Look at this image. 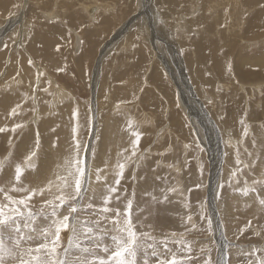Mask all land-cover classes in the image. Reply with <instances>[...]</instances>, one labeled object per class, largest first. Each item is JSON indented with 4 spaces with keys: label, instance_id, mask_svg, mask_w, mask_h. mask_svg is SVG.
<instances>
[{
    "label": "rangeland",
    "instance_id": "374dc122",
    "mask_svg": "<svg viewBox=\"0 0 264 264\" xmlns=\"http://www.w3.org/2000/svg\"><path fill=\"white\" fill-rule=\"evenodd\" d=\"M146 1L12 0L9 4L7 18L0 24L2 33L9 21L15 22L13 35H0V55L5 54L0 83H10L7 92L0 87V129H4L0 131V205H8L7 196L20 200L32 191L44 192L28 201L37 216L30 227L37 231L22 227L25 238L15 247L17 234L5 230V246L15 253L35 249L33 244L45 242L40 230L50 223L44 218L52 211L46 201L58 204L56 197L65 196L64 207L57 209L61 217L68 214V204L76 203L70 199L74 179L68 177L64 187L59 178L67 176L78 143L86 183L82 206L72 215L93 232L78 227L81 246L89 252L73 248L68 252L73 264L109 258L103 249L114 248L112 237L123 235L117 229L124 224L129 201L140 242L150 245L137 252L136 264L145 259L159 264L160 259L173 256L182 264H260L264 260V205L260 203L264 200V35L255 37L248 30L255 22L264 26V1L176 0L179 15L183 13V20L191 23L182 34L192 28L191 35H186L189 42L179 37L180 32L175 35V30L168 36L164 30L169 28V18L159 17L164 7L159 0ZM83 5L90 7L88 11ZM215 10L222 21L216 29ZM24 12L27 15L22 18ZM200 12L203 25L192 26ZM139 15L140 20L135 18ZM143 17L148 21L144 33L136 28ZM27 18L30 25L25 32L20 26ZM219 29L222 33L217 36ZM120 31L130 33L122 40ZM198 42L223 59L226 74L218 75L210 66L204 72L207 84L194 85L183 62L190 54L201 68L192 49ZM24 56L27 69L37 77L34 83L32 76L27 79L20 73ZM8 73L6 83L3 78ZM94 74L99 79L94 80ZM52 82L69 94L56 98ZM215 112L223 122L215 124ZM226 120L235 132L225 131ZM134 133L139 134L138 146ZM237 144L242 145L236 149L239 152L233 147ZM229 148L234 154H229ZM17 166L23 169L19 183ZM232 180L238 188L231 185ZM112 188L114 192L109 191ZM108 197L111 202L105 204ZM104 207L110 211L103 212ZM117 218L119 225L113 223ZM71 236V230L61 233L58 259L65 258ZM40 256L47 258L44 249ZM4 264H19V258L5 256Z\"/></svg>",
    "mask_w": 264,
    "mask_h": 264
},
{
    "label": "snow or ice",
    "instance_id": "6c2138e0",
    "mask_svg": "<svg viewBox=\"0 0 264 264\" xmlns=\"http://www.w3.org/2000/svg\"><path fill=\"white\" fill-rule=\"evenodd\" d=\"M16 127H20V125H17ZM0 131H4V129H0ZM134 135H136L137 137L135 145L138 146L139 134L134 133ZM76 148V155L71 161L68 162L67 176L59 178L64 182V187L68 186V177H72L74 179V195H72L70 199L74 200L76 203L68 204V214L61 217L57 209L64 207L66 203L65 196L63 194H60L56 197V199L59 201L58 204L53 203V201H46V205L52 206V211L50 214H45L44 217L45 219L50 221L48 227L40 230L45 241L44 243L40 244L35 249L28 248L26 251L15 253L13 248H6L4 236L5 230L16 233L17 235L16 237H14V246L19 247L22 240L25 238L22 227L23 229H27L30 232L37 231L35 227H30V225H32L36 221L37 216L34 215L31 208H29L28 201H30L37 194L43 195L44 189H41L39 193H37L36 191H32L26 198L20 200H15L12 197L7 196L6 199L9 201L8 205H0V264H4L5 256H17L19 258V264H73V261L68 258L69 251L75 248L80 253L89 252L87 248L81 246L77 230L78 227H82L85 233H92L93 229L88 227L86 222H81L77 216L72 215V213H77L82 206V201L84 199V194H82V185L86 183L84 179L86 170L84 167V161L80 158L79 155L78 143L76 145ZM135 154V150H133L132 155ZM32 155L34 156L35 153H32ZM31 158V156L28 157L29 160H31ZM29 167H34V165L30 164ZM119 167L120 176H122L124 165L121 164ZM15 171V179L17 183H19L20 177L23 175V169L17 166ZM97 179L99 180V177H97ZM116 183L119 184V180H117ZM50 188L51 184L49 185V189ZM13 190L25 191L26 189ZM0 191H2V189H0ZM109 191L114 192L115 188H112ZM244 194L247 195V190H244ZM110 202V197L106 198L104 201L105 204H108ZM260 203L264 205V200H261ZM21 206H23V211L21 209ZM88 207H92V205L89 204ZM131 209L132 202L129 201L127 210L125 212L124 224L117 229L118 231L122 232L123 235L112 237L115 247L112 249L105 247L103 249L105 252L110 253L109 258H94L91 264H97V262L98 264H136L137 252L141 248L146 249L147 247H150V245H145L140 242L139 235L135 231L132 223ZM102 211L108 212L110 211V209L104 207ZM117 217H119L118 211ZM21 221H23V226L21 225ZM113 223L119 225L120 221L117 218L113 221ZM69 230H71L72 236L69 239V247L65 250V258L58 259L57 250L61 244V233ZM142 235L147 236V233H144ZM27 238L32 239L31 236H28ZM42 249L46 251L47 258H41L40 253ZM33 252H35L36 255H32ZM152 254H156L155 249H153ZM80 264H90V262L89 260L85 259L81 261ZM143 264H148L147 259L144 260ZM159 264H182V261L173 256L170 260L160 259ZM260 264H264V260H261Z\"/></svg>",
    "mask_w": 264,
    "mask_h": 264
},
{
    "label": "bare ground",
    "instance_id": "6f19581e",
    "mask_svg": "<svg viewBox=\"0 0 264 264\" xmlns=\"http://www.w3.org/2000/svg\"><path fill=\"white\" fill-rule=\"evenodd\" d=\"M11 1L12 0H9L8 2L7 1H5L4 0V3H3V0H0V24H3L4 23V20L7 18L6 16H7V14H8V12L10 11V3H11ZM25 1V0H24ZM153 2H155L156 0H152ZM160 1V3H159V5H162L163 7H164V9H165V13H164V11L162 12V16H159V17H161V18H169V28H167L166 30H164V31H166V33L168 32L169 34H168V36H172V33L171 32H174V30H175V35H176V32L178 31V32H180V34H181V36H179L181 39H183L185 42H189V40H187L188 38H187V36L186 35H191V30H192V28L189 26V28L187 29L188 31H187V33H185L183 36H182V34H183V30H184V27H187L186 26V24H188V25H190L191 23H188V22H186V21H184L183 20V18H184V15H183V13L181 14V15H179V6L177 5H175V1L176 0H159ZM183 1V0H182ZM182 1H178L179 3L180 2H182ZM233 1V0H232ZM243 1L244 0H242V3H243ZM264 1V0H263ZM143 2L144 3H147V1L146 0H143ZM163 2H165V4H163ZM203 2H205V1H203ZM237 2V1H236ZM240 2V1H239ZM255 2H257V1H255ZM177 3V2H176ZM232 3V2H231ZM154 4V3H153ZM239 4V3H238ZM143 5L144 4H142V7H143ZM215 5V4H214ZM237 5V4H236ZM245 5H246V2H245ZM247 5H248V3H247ZM27 6V5H26ZM146 6H148V4L146 5ZM154 6V5H153ZM161 6V7H162ZM218 6V5H217ZM216 6V7H217ZM108 7V6H107ZM141 7V6H140ZM160 7V6H159ZM201 7H204V6H201ZM230 7V6H229ZM232 7V6H231ZM243 7H244V5H243ZM247 7V6H246ZM90 8V7H89ZM88 8V9H89ZM99 8V7H98ZM82 9L83 10H86V11H88V9H87V6H85V5H83L82 6ZM112 9V8H111ZM110 9V10H111ZM180 9L182 10V8L180 7ZM185 9V8H184ZM191 9V8H190ZM211 9V8H210ZM233 9H234V7H233ZM232 9V10H233ZM246 9V8H245ZM5 10H8V11H5ZM154 10V9H153ZM160 10V9H159ZM248 10V9H247ZM3 11H5V12H3ZM175 11V13H176V15H177V17H175L174 19H173V12ZM216 11V10H215ZM235 11V10H234ZM241 11H242V9H241ZM25 12H27V11H25ZM25 12H24V14L23 13H21V16H22V18H24V16L25 15H27V14H25ZM105 12H108V11H105ZM181 12H183V11H181ZM194 12H196V11H194ZM202 12V11H201ZM201 12H200V14L198 15L199 17L197 18V21L195 22V23H192V26H194V25H203V21L204 20H202V18H201ZM233 12V11H232ZM254 12H256L255 11V9H254ZM2 13V14H1ZM189 13V12H188ZM203 13H205V12H203ZM246 13V12H245ZM251 13V12H250ZM95 14V12L94 13H90L89 12V15H94ZM194 14V13H193ZM197 14V13H196ZM195 14V15H196ZM229 14V13H228ZM235 14H240V12H238L237 10L235 11ZM24 15V16H23ZM206 16H207V14H205ZM245 15V14H244ZM248 15V14H247ZM154 16H158L157 15V13H156V11L154 12ZM53 17H54V14H53ZM57 17H58V15H57ZM242 17V16H241ZM244 17V16H243ZM251 17H252V15H251ZM135 18L136 19H139L140 20V18H141V16L139 15V16H135ZM230 18V17H229ZM29 18H27V19H25L24 20V24H23V26H20L22 29L24 28L25 29V32H27V28H28V26L30 25L28 22H26L27 20H28ZM143 19H144V17H143ZM204 19V18H203ZM207 19V18H206ZM212 19H213V17H212ZM9 20H10V18H9ZM138 20V23H141V25H136V28H139V30L142 32V33H144L145 31V28H144V24L146 23L147 25H148V21H147V18H145L144 20H141V21H139ZM182 20L184 21L183 23H182ZM207 20H209V19H207ZM206 20V21H207ZM214 20V19H213ZM245 20H247V19H245ZM14 21V20H13ZM22 21V20H21ZM249 21V20H248ZM23 22V21H22ZM65 22H66V20H65ZM92 22H96V20H93ZM91 22V23H92ZM174 22V23H173ZM208 22V21H207ZM209 22H211V21H209ZM208 22V23H209ZM15 22H12V20L11 21H9L2 29H1V32L2 33H0V35L1 36H3V35H6L7 33H9V34H11L12 33V35L14 34V32H15V28H13V29H11L12 28V26H13V24H14ZM21 23V22H20ZM160 23V22H159ZM221 23H222V21H221V18L219 17V15L217 14V11L215 12V29L217 28V26L218 25H221ZM125 24V23H124ZM207 24V23H206ZM213 24V23H212ZM21 25V24H20ZM214 25V24H213ZM72 26V25H71ZM124 26V25H123ZM126 26V25H125ZM237 26V25H236ZM208 27H210V26H208ZM250 29L248 30V32H250V33H253V36H255V37H259V36H261V35H264V34H261V33H263L264 32V26H261V23L260 22H255V23H251L250 24ZM124 28H126V27H124ZM123 28V29H124ZM205 28V27H204ZM194 29H196V28H194ZM203 29V28H202ZM163 30V29H162ZM130 31V30H129ZM129 31H120V32H122V34L124 35L123 37H122V40H124L125 39V37H127V33H130ZM194 31V30H193ZM11 32V33H10ZM193 33V32H192ZM217 33V34H216ZM222 33V30L221 29H219L218 31H215V35H219V34H221ZM27 34V33H26ZM121 34V35H122ZM115 35H116V33H115ZM132 35H134V34H132ZM193 35V34H192ZM0 36V37H1ZM77 36V35H76ZM116 36H118V35H116ZM199 36H202L201 38L204 40V36H203V34H199ZM8 37V36H7ZM112 37V36H111ZM129 37V36H128ZM147 38V37H146ZM169 38H172V37H169ZM174 38V37H173ZM177 38V37H176ZM24 39V38H23ZM142 40H144L145 41V36H142V38H141ZM148 39H151V37L150 38H148ZM147 39V40H148ZM118 40V39H117ZM154 40V39H153ZM165 41V42H167L166 41V39L164 38V39H162V41ZM200 40V39H199ZM220 40V39H219ZM197 41V40H196ZM21 42V41H20ZM20 42H18V46H20L22 43H20ZM118 42V41H117ZM175 42H176V40H175ZM178 42H180V41H178ZM183 42V41H182ZM208 42V41H207ZM78 43V42H77ZM125 43V42H124ZM127 43V42H126ZM177 43V42H176ZM181 43V42H180ZM180 43H178V44H180ZM1 44V43H0ZM186 44V43H185ZM191 44V43H190ZM23 45V44H22ZM125 45V44H124ZM128 45V44H127ZM130 45V44H129ZM132 45V44H131ZM113 46V45H112ZM175 46V45H174ZM254 46H256V45H254ZM134 47V46H133ZM132 47V48H133ZM185 47V46H184ZM131 48V47H130ZM130 48L128 47V49L130 50ZM38 49H39V47H38ZM116 49V48H115ZM135 49V48H134ZM133 49V50H134ZM192 49L194 50V52H197V54H198V63L201 65V68H198L197 66H195L194 65V63L197 61L196 60V58H194L193 59V57H190L189 55H188V58L186 57V58H184V62H183V67H185V68H187L188 69V75L189 76H191V78H193V82L192 83H194V85H200V84H202V83H205V84H207V82L206 81H208V80H206V79H208V78H206V76H205V74H204V72H205V69L206 68H209L210 66H211V68L212 69H214L215 71H216V74L218 73V75H223V74H226V73H224L225 72V70H224V66H223V64H222V62H223V59H220V57H219V55L217 54V56H216V54L213 52V51H209V50H207V47L203 44V43H200V42H198V43H194L193 45H192ZM189 50V49H188ZM35 51L37 52V50H36V48H35ZM216 51V50H215ZM6 53V52H5ZM33 53H34V51H33ZM133 53V52H132ZM5 54L3 53L2 55H0V62H1V60H2V56H4ZM25 55V54H24ZM160 55V54H159ZM186 55V54H185ZM30 56V55H29ZM28 56V57H29ZM37 56H38V54H37ZM262 57L264 58V55H262ZM32 58V57H31ZM27 59L28 58H26L25 56L23 57V59H22V63L21 64H23V65H25V67H24V70L22 71V72H20V73H22V76H24V77H31L32 76V78H33V83L36 81V78L37 77H35L34 76V73H32V71L31 70H28L27 69V66H26V63H27ZM152 59V58H151ZM155 59V58H154ZM262 59V58H261ZM194 60V61H193ZM196 60V61H195ZM155 62V61H154ZM194 62V63H193ZM206 63V64H205ZM245 63V62H244ZM15 63L12 61V65H14ZM253 64V63H252ZM199 65V66H200ZM255 65V64H254ZM21 66V65H20ZM98 67V66H97ZM246 67V66H245ZM11 68V67H10ZM41 68V67H40ZM22 70V69H21ZM100 70V69H99ZM14 71H16V70H14ZM13 71V72H14ZM25 73V74H24ZM206 73V72H205ZM4 75H6V74H4ZM21 75V74H20ZM11 76V73H8L7 75H6V77L5 78H3L4 80H6V83L7 82H10L7 78H9ZM98 77H96V74H94V80L95 79H99V75H97ZM203 76H205V79L203 78ZM216 76V75H215ZM24 77H22V78H24ZM48 77H49V75H48ZM12 78V77H11ZM2 79V80H3ZM28 79V78H27ZM53 80V79H52ZM93 80V81H94ZM24 81V80H23ZM26 81V80H25ZM100 81V80H99ZM4 84V83H3ZM21 84H23V83H21ZM103 84V83H102ZM2 84L0 83V87L1 88H3L2 89V91H5V92H7V90L8 89H6V87L9 85L10 86V83H8V85H5V86H1ZM96 85L99 87V83L98 82H96ZM100 85H101V83H100ZM33 86V85H32ZM52 86L54 87V89H55V91H56V94H55V96H56V98H62V96H66V95H68L69 93V91L66 89V88H64V87H62V86H57V83H53L52 82ZM93 86H94V88H95V84H93ZM53 87H52V89H53ZM92 90V89H91ZM96 90V89H95ZM102 90V89H101ZM256 90V89H255ZM257 92V91H256ZM246 93V92H245ZM208 95V94H207ZM170 98V97H169ZM20 100H22V98L20 97ZM62 100V99H61ZM94 100H95V102H97L98 101V99H97V97L96 98H94ZM212 100V99H211ZM52 102V101H51ZM54 102V101H53ZM56 102V101H55ZM25 104V103H24ZM183 104V103H182ZM181 104V105H182ZM37 106V105H36ZM21 107V106H20ZM42 107V106H41ZM50 107V106H49ZM183 107H185V106H183ZM53 108V107H52ZM52 108H50V110H52ZM93 108V107H92ZM99 108V107H98ZM217 109H218V107H217ZM38 110V109H37ZM36 112V111H35ZM39 113H37L36 112V114L34 115V116H36V117H38L39 118V115H38ZM255 115V114H254ZM224 116V115H223ZM244 117V116H243ZM242 117V118H243ZM151 118V117H150ZM216 121H215V124H219V122L218 121H222L223 119H222V117L219 115V114H217L216 112H215V118H214ZM240 119V118H239ZM99 120V119H98ZM213 120V119H212ZM145 122H147V121H145ZM151 122V121H150ZM223 122V121H222ZM97 124V123H96ZM149 124V123H148ZM152 124H153V122H152ZM226 124H228L229 125V128H227L228 130H225L224 128H222V129H224L225 131H227V132H231L230 130H232V131H234L233 130V128L232 127H235L233 124H231L229 121H225V126H226ZM234 124H236V123H234ZM151 125V124H150ZM222 125V124H221ZM264 125V124H263ZM224 127V126H223ZM240 127H242V126H240ZM98 128V127H97ZM220 128V127H219ZM96 129V128H95ZM99 129V128H98ZM259 129H260V127H259ZM218 130V129H217ZM216 130V131H217ZM243 130V129H242ZM256 130V129H255ZM262 130V129H261ZM222 132V131H221ZM235 132V131H234ZM220 133V132H219ZM256 133V132H255ZM218 134V133H217ZM233 135V134H232ZM231 134H230V136L232 137V139H233V142H235V137H233ZM226 136H227V134H226ZM236 136V135H235ZM215 139V138H214ZM228 141H231L230 139H228ZM225 142V141H224ZM230 143V142H229ZM233 147H235V150L236 149H238V148H241L242 147V145H234ZM245 149V148H244ZM227 151V150H226ZM233 153V151L229 148V154H232L231 152ZM237 152H239L238 150H236ZM235 152V151H234ZM251 152V151H250ZM227 153V152H226ZM225 153V155H227ZM242 153V152H241ZM249 153V152H248ZM234 154V153H233ZM144 155V154H143ZM141 157V156H140ZM225 159V158H224ZM232 159V158H231ZM237 159V158H236ZM226 160H229V159H227V157H226ZM30 161V160H29ZM32 161V160H31ZM239 161V160H238ZM29 163H31V162H29ZM238 163V162H237ZM26 164V163H25ZM27 165V164H26ZM225 166H226V164H225ZM25 168H27V167H25ZM225 168V167H224ZM226 169V168H225ZM11 171V170H10ZM260 171H263L262 169L260 170ZM5 174V173H4ZM5 176V175H4ZM232 176V175H231ZM259 176V175H258ZM220 178H222V177H220ZM260 179H261V176L259 177ZM35 179H37V178H33V180H35ZM40 179H42V178H39V180ZM232 178H230V180H231ZM228 180H229V178H228ZM4 181V180H3ZM235 181V180H234ZM233 180H232V183H231V185L233 186V187H236V188H238L239 186H235L234 184L235 183H233L234 182ZM250 181H252V180H250ZM5 182V181H4ZM259 182V181H258ZM2 183V182H1ZM247 183H248V181H247ZM251 183V182H250ZM263 183V182H262ZM96 188V187H95ZM94 188V189H95ZM243 189V188H242ZM221 191V190H220ZM240 191V190H239ZM88 193H89V189H88V191H87ZM87 194V193H86ZM256 196V195H255ZM6 205V204H5ZM215 218V217H214ZM215 220V219H214ZM217 224V223H216ZM216 231H218V230H216ZM224 237V236H223ZM225 239V238H224ZM34 245V247H38L39 246V244H37V243H35V244H33ZM221 247H222V245H221ZM220 247V248H221ZM227 248V247H226ZM42 251V250H41Z\"/></svg>",
    "mask_w": 264,
    "mask_h": 264
}]
</instances>
